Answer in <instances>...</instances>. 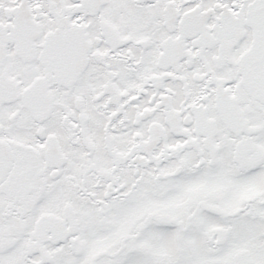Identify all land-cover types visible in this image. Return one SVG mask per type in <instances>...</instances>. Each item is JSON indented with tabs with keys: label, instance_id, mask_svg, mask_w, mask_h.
<instances>
[{
	"label": "flooded vegetation",
	"instance_id": "obj_1",
	"mask_svg": "<svg viewBox=\"0 0 264 264\" xmlns=\"http://www.w3.org/2000/svg\"><path fill=\"white\" fill-rule=\"evenodd\" d=\"M0 264H264V0H0Z\"/></svg>",
	"mask_w": 264,
	"mask_h": 264
}]
</instances>
